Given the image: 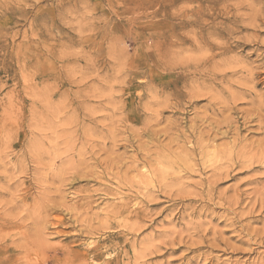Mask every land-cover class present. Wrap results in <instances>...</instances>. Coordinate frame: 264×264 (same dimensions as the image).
I'll return each mask as SVG.
<instances>
[{
  "label": "rangeland",
  "instance_id": "rangeland-1",
  "mask_svg": "<svg viewBox=\"0 0 264 264\" xmlns=\"http://www.w3.org/2000/svg\"><path fill=\"white\" fill-rule=\"evenodd\" d=\"M262 78L264 0H0V264H264Z\"/></svg>",
  "mask_w": 264,
  "mask_h": 264
},
{
  "label": "bare ground",
  "instance_id": "bare-ground-1",
  "mask_svg": "<svg viewBox=\"0 0 264 264\" xmlns=\"http://www.w3.org/2000/svg\"><path fill=\"white\" fill-rule=\"evenodd\" d=\"M164 1V0H163ZM209 2V1H208ZM211 2V1H210ZM188 3V2H187ZM261 3V2H260ZM227 4H228V2H227ZM178 7V6H177ZM193 7V6H192ZM197 9V8H196ZM206 9V8H205ZM202 10V9H201ZM209 10V13H211V11H210V9H208ZM172 11V10H171ZM181 11V10H180ZM205 11V10H204ZM221 11V10H220ZM151 12V11H150ZM173 12V11H172ZM149 13V12H148ZM174 13V12H173ZM209 13L207 12V14L209 15ZM235 13V12H234ZM185 14V13H184ZM196 14H197V12H196ZM198 14H200V13H198ZM230 14V13H229ZM205 15V14H204ZM210 15H212V14H210ZM262 15V14H261ZM173 16V15H172ZM175 16V15H174ZM191 16V15H190ZM201 17V16H200ZM203 17V16H202ZM213 17V16H212ZM233 17V16H232ZM214 18V17H213ZM212 18V19H213ZM163 19V18H162ZM182 19V18H181ZM213 20H215V19H213ZM171 21V20H170ZM205 21V20H204ZM207 21V20H206ZM205 21V22H206ZM218 21V20H217ZM182 22V21H181ZM202 22V21H201ZM215 22V21H214ZM214 22H211V23H214ZM241 23V22H240ZM188 24V23H187ZM183 25H184V23H183ZM211 25V24H210ZM216 26V25H215ZM200 27V26H199ZM213 29V28H212ZM239 30V29H238ZM232 32V31H231ZM169 33V32H168ZM224 32L223 31H220V30H217V29H213L211 32H210V34H212V35H214L215 37L217 36V37H221L222 36V34H223ZM231 34V33H230ZM190 35V34H189ZM188 36V35H187ZM186 36V37H187ZM193 36V35H192ZM170 37V36H169ZM168 38V37H167ZM174 38V37H173ZM214 38V37H213ZM256 38V37H255ZM202 39V38H201ZM226 39V38H225ZM233 39V38H232ZM207 40V39H206ZM170 40H168V42H169ZM181 42V41H180ZM225 42V41H224ZM169 43H171V42H169ZM178 43V42H177ZM184 43V42H183ZM192 43V42H191ZM205 43V42H204ZM203 43V44H204ZM175 44V43H174ZM170 45V44H169ZM177 46V45H176ZM207 47V46H206ZM216 48V47H215ZM166 49V48H165ZM210 49V48H209ZM170 50V49H169ZM255 50V49H254ZM226 51V50H225ZM202 53V52H201ZM228 53V52H227ZM211 54H212V52H211ZM162 55H163V53H162ZM166 55V54H165ZM164 56V55H163ZM198 57V56H197ZM225 57V56H224ZM229 57V56H228ZM187 58V57H186ZM195 58V57H194ZM211 58V57H210ZM214 58V57H213ZM164 59V58H163ZM182 62V61H181ZM209 61H207V62H205L204 64H206V63H208ZM204 64H197V67H196V73L197 72H204V68H206L205 66H204ZM216 64V63H215ZM215 70V69H214ZM159 71V70H158ZM192 71V70H191ZM194 71V72H195ZM231 71V70H230ZM216 72V71H215ZM224 72V71H223ZM192 73V72H191ZM258 74V73H257ZM251 76V75H250ZM228 77V76H227ZM253 77V76H252ZM263 79V78H262ZM213 80H215V79H213ZM264 80V79H263ZM255 82V81H254ZM162 89V88H161ZM160 89V90H161ZM160 95V94H159ZM171 97V96H170ZM179 97V96H178ZM174 98V97H173ZM177 100H178V98H176ZM187 99H189V104L191 103L192 105L194 104L195 105V103H194V99L196 100V97H194V96H188V98ZM186 100V99H185ZM170 101V100H169ZM165 103V102H164ZM159 105V104H158ZM213 105V104H212ZM262 105V104H261ZM151 106V105H150ZM255 106V105H254ZM178 107V106H177ZM218 107V106H217ZM168 109V108H167ZM222 109V108H221ZM225 109V108H224ZM229 109V108H228ZM259 109V108H258ZM159 110H160V108H159ZM190 110V109H189ZM217 110V109H216ZM231 110V109H230ZM173 111V110H172ZM260 111V110H259ZM225 114V113H224ZM226 115V114H225ZM151 116V115H150ZM159 116V115H158ZM247 117V116H246ZM159 118H160V116H159ZM226 118V117H225ZM209 119H211V118H209ZM208 121V120H207ZM172 122V121H171ZM246 122V121H245ZM214 125V124H213ZM173 125H171L170 126V129L169 130H165V131H163V132H165V135L168 133V131L169 132H172L173 133V131L175 130V131H177L176 129L178 128V130H179V126L176 124V125H174L173 127H172ZM160 127V126H159ZM218 127V126H217ZM126 128V127H125ZM218 129V128H217ZM124 131V130H123ZM193 131V130H192ZM126 132V131H125ZM141 132V131H140ZM152 132V131H151ZM139 133V132H138ZM171 133V134H172ZM204 134V133H203ZM168 135V134H167ZM120 136V135H119ZM140 136H141V134H140ZM169 136H170V134H169ZM115 138V137H114ZM203 139V138H202ZM161 140V139H160ZM166 141V140H165ZM160 142V141H159ZM212 142V141H211ZM161 143V142H160ZM187 143H189V142H187ZM196 143V142H195ZM206 143V142H205ZM163 144H165L164 142H163ZM215 144V143H214ZM157 146V145H156ZM163 146V145H162ZM170 146V145H169ZM193 146V145H192ZM195 146H196V144H195ZM211 146V145H210ZM155 147V146H154ZM158 148H156V149H158L157 150V158L156 159H154V162H156L157 164H159V165H162V167L166 164L167 165V163L169 164H179L180 162H182V163H184V164H187L188 162H190L191 163V157L189 156V149L188 148H182L181 149V151L180 152H175V151H173L172 150V147H161V145L160 146H157ZM219 147V146H218ZM211 148H213V147H211ZM150 149V148H149ZM203 149H205V148H203ZM208 150H210L209 148H208ZM212 150V149H211ZM146 151V150H145ZM195 151V150H194ZM202 151V150H201ZM152 152V151H151ZM190 152H192V151H190ZM205 152V151H204ZM252 152V151H251ZM210 153V152H209ZM151 154V153H150ZM192 154H193V152H192ZM213 154V153H212ZM214 155V154H213ZM218 155V154H217ZM235 155V154H234ZM151 156V155H150ZM181 157H183V159H184V161H181L182 159H180ZM201 157V156H200ZM204 157V156H203ZM149 158V157H148ZM226 158V157H225ZM255 158H257L256 160L257 161H262V160H264V149L262 150V153L260 154V155H256L255 157H254V159ZM153 159V158H152ZM211 159V158H210ZM141 161V160H140ZM149 161V160H148ZM188 161V162H187ZM121 162V161H120ZM117 163V162H116ZM138 163V162H137ZM146 163V162H145ZM151 163H152V161H151ZM193 163V162H192ZM145 166L142 168V171H140V172H156L157 171V169H152V170H148V168L146 167V165H148V163L147 164H144ZM212 165V164H211ZM115 166V165H114ZM169 166V165H168ZM216 166V165H215ZM223 166V165H222ZM152 167V166H151ZM150 167V168H151ZM208 167V166H207ZM138 168V167H137ZM195 168V167H194ZM128 169V168H127ZM131 169V168H130ZM220 170V169H219ZM122 172V171H121ZM127 172V171H126ZM175 172V171H174ZM183 172V171H182ZM188 172V171H187ZM190 172V171H189ZM128 174V173H127ZM144 174V173H143ZM147 174V173H146ZM149 174V173H148ZM73 175V174H72ZM149 175H151V174H149ZM147 177H149V176H147ZM139 178V177H138ZM151 178V177H150ZM149 178V179H150ZM141 179V178H140ZM142 180V179H141ZM161 192V191H160ZM111 193V192H110ZM109 193V194H110ZM85 199V198H84ZM88 199V198H87ZM133 199V198H132ZM15 201V200H14ZM50 201V200H49ZM127 201V200H126ZM26 202V201H25ZM130 202V201H129ZM49 203V202H48ZM86 203V202H85ZM84 203V204H85ZM22 204H24V203H22ZM38 204V203H37ZM89 204V203H88ZM126 204V203H125ZM35 205H36V202H35ZM123 205V204H122ZM40 206H41V204H40ZM91 206V205H90ZM123 206H125V205H123ZM134 206V205H133ZM80 207H82V206H80ZM84 207V206H83ZM127 207V206H126ZM22 208V207H21ZM66 208H67V206H66ZM74 208V207H73ZM142 208V207H141ZM81 209V208H80ZM119 209V208H118ZM139 209V208H138ZM43 210V209H42ZM77 210H78V208H77ZM86 210V209H85ZM124 210H126V209H124ZM130 210V209H129ZM35 211V210H34ZM116 211V210H115ZM128 211V210H127ZM126 211V212H127ZM140 211V210H139ZM38 212V211H37ZM108 213V212H107ZM125 213V212H124ZM124 213H122V214H124ZM129 212H127V214H128ZM132 213V212H131ZM77 214H79V213H77ZM117 214H118V212H117ZM83 215V214H82ZM121 215V214H120ZM118 216H119V214H118ZM3 217V216H2ZM37 217V216H36ZM53 217V216H52ZM74 217V216H73ZM105 217H107V216H105ZM126 217V216H125ZM40 218V217H39ZM49 221V220H48ZM128 221V220H127ZM118 222V221H117ZM7 224V223H6ZM62 224V223H61ZM140 224V223H139ZM40 225V224H39ZM127 228H128V226H127ZM46 229V228H45ZM44 229V230H45ZM18 230V229H17ZM126 230V229H125ZM10 231V230H9ZM139 232V231H138ZM23 234V233H22ZM60 234V233H59ZM62 234V233H61ZM90 235V234H89ZM3 241V240H2ZM41 241V240H40ZM15 243V242H14ZM25 244V243H24ZM40 250V249H39ZM72 252V251H71ZM71 252L69 251L68 253H67V255H70L71 254ZM91 252V251H90ZM89 253V252H88ZM8 254V253H7ZM13 254V253H12ZM15 255V254H14ZM39 257V256H38ZM11 258V257H10ZM43 258V257H42ZM83 258V257H82ZM40 259V258H39ZM30 260V259H29ZM66 261V260H65ZM67 261H69V259H67ZM66 261V263H68ZM15 262H17V261H15ZM59 262V261H58ZM85 262V261H84ZM87 262V261H86ZM12 264V263H11ZM19 264V263H18ZM68 264H73V262H70V263H68ZM81 264V263H80ZM83 264V263H82Z\"/></svg>",
  "mask_w": 264,
  "mask_h": 264
}]
</instances>
